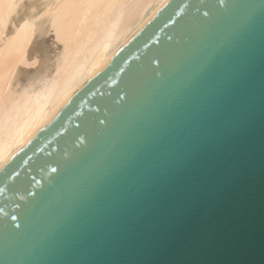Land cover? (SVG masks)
<instances>
[{
  "label": "water",
  "instance_id": "1",
  "mask_svg": "<svg viewBox=\"0 0 264 264\" xmlns=\"http://www.w3.org/2000/svg\"><path fill=\"white\" fill-rule=\"evenodd\" d=\"M0 264H264V0H166L0 166Z\"/></svg>",
  "mask_w": 264,
  "mask_h": 264
},
{
  "label": "bare ground",
  "instance_id": "2",
  "mask_svg": "<svg viewBox=\"0 0 264 264\" xmlns=\"http://www.w3.org/2000/svg\"><path fill=\"white\" fill-rule=\"evenodd\" d=\"M166 0H0V166ZM56 48L43 70L21 81L36 35ZM37 54V53H36Z\"/></svg>",
  "mask_w": 264,
  "mask_h": 264
},
{
  "label": "rangeland",
  "instance_id": "3",
  "mask_svg": "<svg viewBox=\"0 0 264 264\" xmlns=\"http://www.w3.org/2000/svg\"><path fill=\"white\" fill-rule=\"evenodd\" d=\"M55 48L56 44L49 34L36 35L29 46L28 54L29 56L37 55L39 61L32 67H18L16 77L21 81H25L26 79L33 77V75H36L40 70H43Z\"/></svg>",
  "mask_w": 264,
  "mask_h": 264
}]
</instances>
